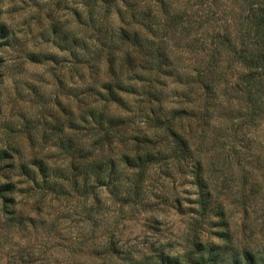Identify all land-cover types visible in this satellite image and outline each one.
Returning <instances> with one entry per match:
<instances>
[{
  "label": "rangeland",
  "instance_id": "rangeland-1",
  "mask_svg": "<svg viewBox=\"0 0 264 264\" xmlns=\"http://www.w3.org/2000/svg\"><path fill=\"white\" fill-rule=\"evenodd\" d=\"M108 2L0 0V24L16 39L0 47V183L15 184L6 201L0 198V264H131L142 255L149 257L145 264H159L152 251L192 258L207 245L213 255L217 245L227 255L256 257L264 250V82L249 96L244 69L229 52L252 47L242 44L248 0H166L187 26L171 41L172 79L134 66L108 71L103 63H85L93 38L87 20L101 23L102 32L119 26L118 3ZM73 38L81 44L76 58ZM26 52L50 61L30 64ZM121 83L134 94L114 88ZM106 84L123 97L124 110L105 101ZM154 85L176 117L173 130L188 138L201 167L206 210L198 207L191 160L163 154L143 179L144 192L126 199L85 179L90 160L134 149L128 140H140L144 131L162 136L143 122L144 92ZM91 105L124 116L130 124L120 138L95 134L84 121ZM34 159L50 177L19 176L17 167Z\"/></svg>",
  "mask_w": 264,
  "mask_h": 264
},
{
  "label": "trees",
  "instance_id": "trees-1",
  "mask_svg": "<svg viewBox=\"0 0 264 264\" xmlns=\"http://www.w3.org/2000/svg\"><path fill=\"white\" fill-rule=\"evenodd\" d=\"M94 1L101 3L100 5H109L108 0ZM147 1L116 0L118 5L113 6V12L117 15L119 26L112 27L110 31H106L105 28L102 32L101 23L92 17L87 20V27L90 29L93 38L90 40L89 49H85L89 56L85 63H96V65L103 63L107 66L108 71L134 66L141 69V72L151 71L163 79L174 78L176 73L171 64V41L176 33L180 34L187 26L181 24V15L173 12L171 3L166 2V0ZM114 7L116 8L114 9ZM244 19L247 23L244 30L247 41L242 42V44L252 47L248 48V51H238L236 48H231L229 52L244 69L240 79H243L241 82L245 83L249 96H252L255 87L264 82V0H248V9ZM15 41L14 35L4 25L0 24V47L8 49L14 46ZM62 41L64 40L61 39L60 42ZM226 45L228 48L231 47L228 42ZM71 46L74 57H78L76 51L81 49V44L73 38ZM24 59L30 64L50 61L47 55L42 56L41 52H26ZM210 67L207 65L203 71ZM123 87L122 83L121 86L120 84L114 86L121 93L134 94L131 90L133 86H130L129 90L123 89ZM102 89L106 91L105 101L107 103L116 109L124 110L122 96L111 90L108 84ZM160 92L161 90L157 89L155 85L150 90H145L144 94L147 97L145 104L148 106V110L143 122L146 124V128L151 131H159L162 135L159 137H163V142L158 143V145L154 144L153 140L159 137H147L144 131L140 140H135L137 138L128 140L131 146L135 147L134 149H129L128 152L119 154L115 158L90 160L88 165L85 164L87 166L84 171L85 179L92 183L90 185L109 189V193L115 191L126 199L144 192L143 179L148 174L150 167L155 166L163 154L169 155L173 162L180 163L184 160H191V177L193 184L199 189L198 207L201 210H206L209 207V198L208 192L202 186L201 167L193 159L188 138L173 130L176 117L171 112H166L163 100L159 95ZM151 103L158 107L156 112L153 108L150 109ZM84 121L91 124V129L97 136L100 135L107 140L108 138H120L124 131L123 128L130 124L125 121L124 116L106 113L96 105L89 106ZM105 139L101 141L107 142ZM97 147L100 151L103 148L102 145ZM0 154L1 161L4 152L0 151ZM17 169L19 176L27 182H34L37 176L46 177L49 175L48 168L41 162H37V159L27 164H21ZM14 187V183H0V198L6 201L4 195L11 194ZM91 194H93V190H91ZM216 217L223 220V214L216 215ZM215 246L214 255L210 251L211 246L207 245L203 247L201 254L199 252L192 258L188 254L185 257L170 256L162 250L152 251V254L158 252L154 259L158 260L159 264H184L185 262L191 263L193 260L200 261V264H264V250L256 257L247 251L239 255H227L221 250V246ZM179 257L185 258V262ZM215 258H219L218 263L215 262ZM148 260L149 257L146 255H142L137 261L133 258L129 259L131 264H145Z\"/></svg>",
  "mask_w": 264,
  "mask_h": 264
}]
</instances>
